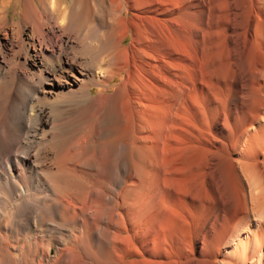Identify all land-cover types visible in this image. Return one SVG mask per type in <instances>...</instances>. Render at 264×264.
<instances>
[{
  "label": "bare ground",
  "instance_id": "1",
  "mask_svg": "<svg viewBox=\"0 0 264 264\" xmlns=\"http://www.w3.org/2000/svg\"><path fill=\"white\" fill-rule=\"evenodd\" d=\"M0 264H264V0H0Z\"/></svg>",
  "mask_w": 264,
  "mask_h": 264
},
{
  "label": "rangeland",
  "instance_id": "2",
  "mask_svg": "<svg viewBox=\"0 0 264 264\" xmlns=\"http://www.w3.org/2000/svg\"><path fill=\"white\" fill-rule=\"evenodd\" d=\"M130 41V39H128V42ZM123 78L124 77H121V78H118V80L115 82V83H113L112 85H115L113 88H111L110 90H108V91H103L102 89H99V88H95L94 89V94L96 95V94H99V93H101L102 91H103V93L104 94H110V93H113L114 91H115V89H116V87H117V85H119L122 81H123ZM165 145V144H164ZM163 145V143H160L159 144V149H160V159L162 160L161 162H163L162 164L163 165H167V164H171V166L173 165V163H175L176 162V156H175V154L172 152L171 154L170 153H165L166 151V146H164ZM163 146V147H162ZM162 148V149H161ZM164 149V150H163ZM163 151H164V154H165V156H164V158L162 157L163 156ZM167 154V155H166ZM170 154V155H169ZM173 156V157H172ZM166 157V158H165ZM172 157V158H171ZM175 157V158H174ZM165 159H166V161H167V163H166V161H165ZM171 160V161H170ZM174 160V161H173ZM173 161V162H172ZM166 163V164H165ZM175 165V164H174ZM230 172V173H229ZM222 173V172H221ZM228 173H229V175H228ZM231 171H228V172H224L223 174H222V176H224V178L227 180V179H229V180H225L226 182H227V184H229L228 185V188L230 187V189L231 190H236L234 187L236 186L235 185V182H233V180H234V174L232 173ZM233 176V177H232ZM231 182V183H230Z\"/></svg>",
  "mask_w": 264,
  "mask_h": 264
}]
</instances>
